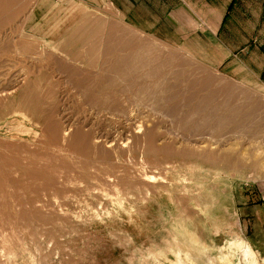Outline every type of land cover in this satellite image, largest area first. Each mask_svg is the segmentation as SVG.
Returning <instances> with one entry per match:
<instances>
[{
	"label": "rangeland",
	"instance_id": "374dc122",
	"mask_svg": "<svg viewBox=\"0 0 264 264\" xmlns=\"http://www.w3.org/2000/svg\"><path fill=\"white\" fill-rule=\"evenodd\" d=\"M22 3L0 24V264H227L217 256L237 240L263 264L264 19L227 24L210 49L137 32L112 0ZM79 27L82 40L70 39ZM103 42L132 45L133 67L80 88L56 71L71 60L96 74L99 57L87 50ZM24 90L42 98L34 113ZM205 95L214 102L191 113ZM224 113L232 120L215 128ZM46 124L73 135L57 140ZM227 152L241 165L214 158Z\"/></svg>",
	"mask_w": 264,
	"mask_h": 264
},
{
	"label": "bare ground",
	"instance_id": "6f19581e",
	"mask_svg": "<svg viewBox=\"0 0 264 264\" xmlns=\"http://www.w3.org/2000/svg\"><path fill=\"white\" fill-rule=\"evenodd\" d=\"M16 2V3H15ZM25 2V1H24ZM12 5H14V7H17V12H18V14H17V18L19 17V14H20V12H19V10H21L22 8H23V3H22V0H0V19H1V21H0V24H3V22H4V18H1V16H4L3 14H5V13H7V15L9 16V12L7 11L8 9H10L11 8V6ZM12 8H13V6H12ZM12 11V10H11ZM7 20V19H6ZM12 20V19H11ZM24 20H25V18H24ZM19 20H17V21H15V19H13L12 20V22L14 23H17ZM17 28H19V27H17ZM80 29H76V31L71 35V37H70V39H72V40H77V41H81L82 40V36L84 35V33H86V31H87V29L85 30V29H83V28H81V27H79ZM12 30V29H11ZM15 30H16V28H15ZM17 30H19V29H17ZM99 30V29H98ZM14 31V30H13ZM12 31V33H14ZM99 31H102V30H99ZM6 32V31H5ZM8 32V31H7ZM98 32V31H97ZM97 32H94V34L95 33H97ZM119 32V31H118ZM99 33V32H98ZM2 34H3V32H2ZM5 34V33H4ZM102 34V33H101ZM100 35V34H99ZM93 36V35H92ZM9 37H10V35H9ZM0 38H1V35H0ZM6 38V37H5ZM5 38H3V39H5ZM131 38V37H130ZM8 39V38H7ZM10 39V38H9ZM8 39V40H9ZM20 39H23V37H20ZM102 39V38H101ZM0 40H2V39H0ZM90 40H91V38H90ZM4 41V40H3ZM3 41H2V43H3ZM99 41V40H98ZM126 41V40H125ZM8 42V41H7ZM22 42V41H21ZM88 42V41H87ZM2 43H1V41H0V44L2 45ZM9 43V42H8ZM80 43V42H79ZM92 43V42H91ZM104 43V42H103ZM9 44H11V43H9ZM18 44V43H17ZM21 44V43H20ZM20 44H18V45H20ZM0 45V47H2ZM4 46V45H3ZM17 46V45H16ZM11 47V46H10ZM136 47V46H135ZM132 48H134V47H132V45H121V44H94L93 43V45L91 44L90 46H88V50H87V52L88 53H93V55H94V52L96 53L95 55L97 56V57H99V60H98V58H97V61L95 62V64H99V67L97 68V72H96V74H94L93 73V69L90 71V70H86L85 68H84V65H82L81 63H72L71 62V60L68 62V63H65V62H61V61H58V62H56L55 63V65L57 66V68H55L56 69V71L57 72H59L60 74H64L65 75V77L66 78H68L69 79V81H75L76 83H75V88H77V87H90V86H92L93 84H95V82H93L92 81V79H94L95 77H101L102 79H105V80H109V82H111L114 78H117V77H119V76H121V75H123L124 74V72L126 71V69H129L130 70V68L131 67H133L132 65L134 64V54H126L125 52L127 51V50H129L130 51V49H132ZM79 49V48H78ZM86 49H87V47H86ZM1 50V49H0ZM133 50V49H132ZM4 51H6L5 49H4ZM8 51V50H7ZM18 51V50H17ZM122 52H124V54L125 55H120V53H122ZM132 52V51H131ZM1 53V52H0ZM35 53H36V51H35ZM82 52H80V54H81ZM142 53V52H141ZM83 54H85V53H83ZM33 55H36V54H33ZM91 55V54H90ZM149 55V54H148ZM65 56H67V54H65ZM86 57V56H85ZM94 57V56H93ZM92 57V58H93ZM72 58V57H71ZM80 58H81V56H80ZM91 58V59H92ZM95 58V57H94ZM78 60H79V58H78ZM90 62H91V60H90ZM144 62V61H143ZM94 63V62H93ZM160 63V62H159ZM92 64V63H91ZM95 64H93L94 66H95ZM90 65V64H89ZM32 67V66H31ZM35 67V66H34ZM37 67V66H36ZM181 67V66H180ZM94 68H96V67H94ZM1 69V68H0ZM37 69H39V68H37ZM149 69V68H148ZM150 69H152V67L150 68ZM132 70L134 71V68H132ZM31 71V70H30ZM33 71V70H32ZM153 71L154 72H156L155 71V69H153ZM2 72V71H1ZM38 72V71H37ZM145 72V71H144ZM6 73V72H5ZM40 72H38L37 73V75L39 74ZM160 73V72H159ZM29 74V73H28ZM36 74V73H35ZM142 74V73H141ZM5 75V74H4ZM30 75H32L31 74V72H30ZM34 75V74H33ZM95 75V76H94ZM140 75V74H139ZM1 76V75H0ZM34 76H36V75H34ZM93 76V77H92ZM149 76V75H148ZM11 78V76H9V79ZM158 78V77H157ZM5 79H7V78H5ZM8 79V80H9ZM15 79V78H14ZM27 79V78H26ZM100 79V78H99ZM21 80V79H20ZM98 80V79H97ZM193 80V79H192ZM200 81H201V79H199ZM30 81V80H29ZM135 81V80H134ZM196 81V80H195ZM202 81H203V79H202ZM40 82V81H39ZM127 82V81H126ZM11 83H13V82H11ZM25 83V82H24ZM26 83H28V82H26ZM35 83V82H34ZM33 83V84H34ZM46 83H48V82H46ZM45 83V84H46ZM205 83V82H204ZM10 84V83H9ZM19 84H21V83H19ZM30 84V83H29ZM32 84V83H31ZM97 84V83H96ZM110 84V83H109ZM114 84V83H113ZM194 84V83H193ZM200 84V83H199ZM205 84H208V82L207 83H205ZM212 84V83H211ZM18 85V84H17ZM35 85V84H34ZM39 85H41V83L39 84ZM55 85V84H54ZM19 86V85H18ZM29 86V85H28ZM32 86V85H31ZM53 86V85H52ZM94 86V85H93ZM187 86L189 87V86H191V85H188L187 84ZM195 86H196V84H195ZM199 86V85H198ZM202 86V85H201ZM204 86V85H203ZM5 87V86H4ZM27 87V86H26ZM30 87V86H29ZM49 87V86H48ZM110 87V86H109ZM40 88V87H39ZM204 88V87H203ZM2 89H4L3 87H2ZM8 89V88H7ZM31 89V88H30ZM88 89V88H87ZM193 89V88H192ZM198 89H200V88H198ZM40 90L41 89H39V92H40ZM43 90V89H42ZM45 90V89H44ZM96 90H98V89H96ZM196 90V89H195ZM0 91H2V90H0ZM36 91V90H35ZM48 91V90H47ZM81 91V90H80ZM92 91H93V88H92ZM191 90H189V92H190ZM194 91V90H193ZM3 92V91H2ZM43 92V91H42ZM56 92V91H55ZM195 92V91H194ZM200 92H201V90H200ZM225 92H227V91H224V93ZM231 92V91H230ZM8 93H10V92H8ZM193 93V92H192ZM2 94V93H1ZM4 94H5V92H4ZM11 94V93H10ZM56 94V93H55ZM195 94V93H194ZM222 94V93H221ZM8 95V94H7ZM40 94H35V92H30V91H27V90H24L22 93H21V96H22V104H24V105H26L27 106V108L28 109H30L33 113L34 112H36L37 111V109H38V107L41 105L42 106V104H41V99L39 98L40 96H39ZM97 95V94H96ZM177 95V94H176ZM218 95V94H217ZM225 95V94H224ZM229 95V94H228ZM92 96V95H91ZM90 96V97H91ZM95 96V95H94ZM93 96V97H94ZM105 96V95H104ZM103 96V97H104ZM174 96V95H173ZM178 96V95H177ZM189 96V95H188ZM198 96V95H197ZM197 96H195V98L197 97ZM234 96V95H233ZM54 97V96H53ZM101 97V96H100ZM102 97V98H103ZM175 97V96H174ZM173 97V98H174ZM192 97V96H191ZM223 97H225V96H223ZM4 98V97H3ZM107 98V97H106ZM220 98V97H219ZM91 99H94V98H91ZM98 99V98H97ZM104 99V98H103ZM172 99V98H171ZM223 98L221 97V100H222ZM51 100V99H50ZM186 100V99H185ZM184 100V101H185ZM89 101V100H88ZM100 101V100H99ZM104 101V100H103ZM172 101V100H171ZM198 101H199V99H198ZM220 101V100H219ZM218 101V102H219ZM9 102V101H8ZM48 102V101H47ZM51 102V101H50ZM102 102V101H101ZM100 102V103H101ZM104 102H106V101H104ZM186 102V101H185ZM190 102H193L192 100H190ZM214 102V97H212V96H207V95H205V97L204 98H202V100L199 102V103H197L196 104V102H195V108L194 109H192V110H190V112L191 113H194V114H196V115H199V114H202L204 111L206 112L207 110H205V108L206 107H208V105L209 104H211V103H213ZM222 102V101H221ZM238 102V101H237ZM6 103H7V100H6ZM168 103V102H167ZM9 104V103H8ZM113 104V103H112ZM188 104V103H187ZM189 104H191V103H189ZM188 104V105H189ZM217 104V103H216ZM53 105V104H52ZM115 105V104H114ZM187 105V106H188ZM219 105V104H218ZM253 105V104H252ZM50 106V105H49ZM189 106H191V105H189ZM194 106V105H193ZM217 106V105H216ZM215 106V107H216ZM220 106V105H219ZM232 106V105H231ZM236 106V105H235ZM6 107V106H5ZM58 106H56V108H57ZM212 107H214V105L212 106ZM211 107V108H212ZM225 107V106H224ZM232 107H234V106H232ZM248 107V106H247ZM7 108V107H6ZM47 108L48 107H46V111H47ZM55 108V107H54ZM53 107L52 108H50L51 109V111H52V109H54ZM55 108V109H56ZM111 108H112V106H111ZM111 108H110V110H111ZM210 108V110H212ZM222 108V107H221ZM228 108V107H227ZM226 108V109H227ZM239 108V107H238ZM243 108H245V107H243ZM49 109V108H48ZM54 109V110H55ZM189 109V108H188ZM225 109V108H224ZM223 109V110H224ZM242 109V108H241ZM58 110V109H57ZM113 110V109H112ZM187 110V109H186ZM215 110V109H214ZM219 110V109H218ZM230 110V109H229ZM49 111V110H48ZM50 111V112H51ZM185 111V110H184ZM49 112V113H50ZM60 112V111H59ZM204 112V113H205ZM224 111H222V113H223ZM233 112V111H232ZM57 113V112H56ZM183 114L186 116V114H187V112H186V114L183 112ZM190 114V113H189ZM214 114H215V112H214ZM231 114V113H230ZM18 115V114H17ZM16 115V116H17ZM22 116H23V114H21ZM45 115H47V114H45ZM190 116V115H189ZM224 117L222 118V119H219V124H217V122H216V125H215V128H217V129H220V128H223L224 126H222V123H224V122H227V121H229V120H232V118H231V115H229V114H225L224 113V115H223ZM240 116V115H239ZM253 116V115H252ZM50 117H52V115L50 116ZM184 117V116H183ZM201 117V116H200ZM233 117V116H232ZM244 117V116H243ZM47 118H48V116H47ZM57 118V117H56ZM185 118H187V117H185ZM203 119H202V121L203 120H207V121H210V120H212L213 118H210V117H208L207 116V118L205 117H202ZM52 119V118H51ZM188 119H190V118H188ZM188 119H184L185 120V122L186 121H188ZM234 119V118H233ZM250 119V118H249ZM54 120H56L55 118H54ZM59 119H57V121H58ZM182 120V119H181ZM246 120H248V119H246ZM251 120V119H250ZM50 121V120H49ZM48 121V122H49ZM216 121V120H215ZM56 122V121H55ZM54 122V123H55ZM195 122V121H194ZM197 122V121H196ZM230 122V121H229ZM250 122V121H249ZM52 123V122H51ZM51 123H49V125L51 124ZM187 123V122H186ZM185 123V124H186ZM188 123H190L189 121H188ZM192 123H193V121H192ZM192 123H190V124H192ZM247 123V122H246ZM251 124H252V122H250ZM6 124V123H5ZM182 124H183V128H186V125L182 122ZM197 124H198V122H197ZM58 125H59V123H58ZM61 125V124H60ZM188 125V124H187ZM213 125V124H212ZM52 126V127H51ZM51 126H49L48 127V125L46 124V126H45V130L48 132V133H50L51 134V136L53 137V138H58L57 140H60L59 139V137L62 135V138L64 139V137L65 136H67V135H73V132L74 131H71V129L70 128H66V129H62V131L61 132H58V129H57V124L56 125H51ZM190 126V125H189ZM242 126V125H241ZM144 127V126H143ZM199 127V126H198ZM62 127L60 126V129H61ZM139 128V127H138ZM140 128H141V126H140ZM214 128V127H213ZM144 129H146V128H144ZM190 129V128H189ZM13 130H15V129H13ZM142 130V129H141ZM147 130V129H146ZM145 131V130H144ZM9 132V131H8ZM147 132V131H146ZM149 133V132H148ZM37 134V133H36ZM59 134H61L60 136H59ZM137 134V133H136ZM17 135V134H16ZM19 135V134H18ZM147 135V134H146ZM37 136V135H36ZM50 136V137H51ZM57 136H59V137H57ZM151 136V135H150ZM148 137V136H147ZM61 138V137H60ZM61 138V139H62ZM149 139V138H148ZM55 140V139H54ZM147 140V139H146ZM60 142V141H59ZM71 143H76V144H81V146L83 145L84 146V143L85 142H87V141H85V139L84 138H76V139H74L73 141H70ZM61 143V142H60ZM145 144V143H144ZM148 144V143H147ZM70 145V144H69ZM128 145V144H127ZM126 145V146H127ZM71 146V145H70ZM74 146V145H73ZM73 146H71V147H73ZM85 146H87V145H85ZM90 146V145H89ZM155 145L154 144H152L150 147L151 148H153V150H154V152H157L156 151V148L154 147ZM9 147V146H8ZM19 147V146H18ZM88 147V146H87ZM166 146H164V148H165ZM25 148V147H24ZM75 148V147H74ZM82 148V147H81ZM80 148V149H81ZM171 148V147H170ZM172 148H174V147H172ZM9 149V148H8ZM85 149L87 150V148L85 147ZM161 149V148H160ZM2 150L4 151V149L2 148ZM13 150V149H12ZM82 150V149H81ZM84 150V149H83ZM82 150V151H83ZM0 151H1V149H0ZM85 152V151H84ZM170 152V151H169ZM168 152V153H169ZM76 153H78V151L76 152ZM86 153V152H85ZM164 153V152H163ZM180 153V152H179ZM191 153H193V152H191V151H189V150H181V155L183 156H186L187 154H191ZM30 154V153H29ZM79 154V153H78ZM82 154V153H81ZM84 154V153H83ZM167 154V153H166ZM213 154V153H212ZM35 155V154H34ZM85 155V154H84ZM29 156V155H28ZM36 156V155H35ZM89 156V155H88ZM215 156L216 157H214V158H216L217 160H222V163L225 165V166H233V167H235V166H240L241 164L239 163H235V162H237L235 159H234V157H233V153H223V155L221 156V155H219V154H215ZM218 156V157H217ZM23 157V156H22ZM33 157V156H32ZM11 158V157H10ZM207 158V157H206ZM213 159V158H212ZM32 160H33V158H32ZM211 160V159H210ZM242 161V160H241ZM255 162H256V160H254ZM253 161V162H254ZM19 162V161H18ZM24 162V161H23ZM32 162V161H31ZM255 162H254V164H255ZM258 162V161H257ZM256 162V163H257ZM34 163H36V162H34ZM31 164V163H30ZM251 164H252V162H251ZM250 164V165H251ZM253 164V165H254ZM33 165V164H32ZM249 164H248V167L250 166ZM256 165V164H255ZM258 166H259V162H258V164H257ZM260 165H261V163H260ZM30 167V166H29ZM243 167H244V165H243ZM247 167V168H248ZM257 167V166H256ZM260 167V166H259ZM258 167V168H259ZM32 168V167H31ZM2 169V168H1ZM0 169V170H1ZM3 169H5L4 167H3ZM7 169V168H6ZM26 169V168H25ZM27 170V169H26ZM35 170H37V169H35ZM255 170H257V168L255 169ZM2 171V170H1ZM22 171V170H21ZM31 171H33V169L31 170ZM23 172H25V171H23ZM27 172V171H26ZM30 172V171H29ZM1 173V172H0ZM31 173V172H30ZM29 173V175H31ZM38 173L39 172H37V174H36V172H35V174L36 175H38ZM4 174H6V173H4ZM9 174V173H8ZM11 174V173H10ZM32 174H33V172H32ZM2 176H3V174H2ZM7 176V175H6ZM9 176V175H8ZM9 177H11V176H9ZM7 178V177H6ZM2 182V181H1ZM0 182V183H1ZM0 186H1V184H0ZM222 249V248H221ZM221 256H217L218 258L220 257V260L221 261H223V262H227V264H238L239 263V261H240V259H238L237 258V256H238V254L239 255H242V254H244V262H245V264H260V262L257 260V257H256V254L254 253V251L252 250V248L247 244V242H244V241H239V240H237V242H230V241H228L227 243H226V245H225V247L222 249V251H221ZM179 258V257H178ZM189 258V257H188ZM213 259V258H212ZM236 259V260H235ZM191 261V260H190ZM218 261V260H217ZM237 261V262H236ZM187 262V261H186ZM172 263V261H170V263L169 264H171ZM174 263V262H173ZM219 263H220V261H219ZM188 264V263H187ZM194 264V263H193ZM221 264H224V263H221Z\"/></svg>",
	"mask_w": 264,
	"mask_h": 264
},
{
	"label": "crops",
	"instance_id": "0c3cea01",
	"mask_svg": "<svg viewBox=\"0 0 264 264\" xmlns=\"http://www.w3.org/2000/svg\"><path fill=\"white\" fill-rule=\"evenodd\" d=\"M112 1L123 20L128 21L137 32L154 37L166 34L163 39L167 41H204L210 49L218 44L216 34L227 24L235 26L239 24V20L240 23H245L252 15L251 12L254 16L258 13V16L264 19V0H235L230 9L233 0ZM234 30L233 28L232 32ZM206 63L219 64L220 61L212 60ZM260 209L259 223L264 225V203ZM258 240L264 241V232H260ZM263 247L260 245L258 252L261 260H264Z\"/></svg>",
	"mask_w": 264,
	"mask_h": 264
},
{
	"label": "trees",
	"instance_id": "16d2710c",
	"mask_svg": "<svg viewBox=\"0 0 264 264\" xmlns=\"http://www.w3.org/2000/svg\"><path fill=\"white\" fill-rule=\"evenodd\" d=\"M234 1H235V0H233V2H234ZM233 2H232V4H233ZM232 4L230 5V7H229V8H231Z\"/></svg>",
	"mask_w": 264,
	"mask_h": 264
}]
</instances>
